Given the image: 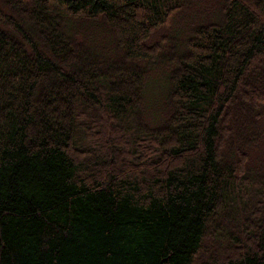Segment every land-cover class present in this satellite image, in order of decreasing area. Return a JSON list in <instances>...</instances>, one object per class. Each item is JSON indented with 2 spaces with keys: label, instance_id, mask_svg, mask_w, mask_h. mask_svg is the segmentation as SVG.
<instances>
[{
  "label": "trees",
  "instance_id": "16d2710c",
  "mask_svg": "<svg viewBox=\"0 0 264 264\" xmlns=\"http://www.w3.org/2000/svg\"><path fill=\"white\" fill-rule=\"evenodd\" d=\"M3 1L0 264H264V0Z\"/></svg>",
  "mask_w": 264,
  "mask_h": 264
},
{
  "label": "rangeland",
  "instance_id": "374dc122",
  "mask_svg": "<svg viewBox=\"0 0 264 264\" xmlns=\"http://www.w3.org/2000/svg\"><path fill=\"white\" fill-rule=\"evenodd\" d=\"M203 2L199 3L195 7L196 13L192 15V23H183V24L175 23L171 27H162V26L158 27L156 31L150 37L147 38L146 42L153 43L154 41L164 38L165 40L162 42L164 45L163 53H167L168 46L172 45L174 42L178 40L184 39L187 36L190 27L198 24V23H193V21L195 20V16H197V14L198 17L202 16L200 20L202 21L203 16L208 15L215 8H217L221 3V0H203ZM0 9H6V5L3 0H0ZM262 20H264V11L262 13ZM169 72H170V68L168 66H161L152 69L148 79V81L151 79L150 85H152L156 89L155 95H152L148 98L150 102H152L155 97L154 102L156 101L155 106H157V109L155 110V112H152L155 115H159V116L164 115L166 94L169 89V85H168ZM146 123L148 125L153 126L152 121H148Z\"/></svg>",
  "mask_w": 264,
  "mask_h": 264
}]
</instances>
